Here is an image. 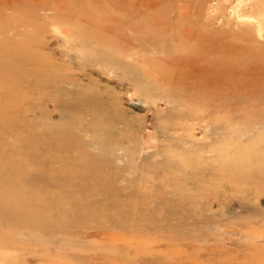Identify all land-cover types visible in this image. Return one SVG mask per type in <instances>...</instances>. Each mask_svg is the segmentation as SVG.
Returning a JSON list of instances; mask_svg holds the SVG:
<instances>
[{"label":"rangeland","instance_id":"rangeland-1","mask_svg":"<svg viewBox=\"0 0 264 264\" xmlns=\"http://www.w3.org/2000/svg\"><path fill=\"white\" fill-rule=\"evenodd\" d=\"M0 198V264H264V0H0Z\"/></svg>","mask_w":264,"mask_h":264},{"label":"bare ground","instance_id":"bare-ground-1","mask_svg":"<svg viewBox=\"0 0 264 264\" xmlns=\"http://www.w3.org/2000/svg\"><path fill=\"white\" fill-rule=\"evenodd\" d=\"M254 17V16H253ZM243 20V19H242ZM246 21H248L247 19H245ZM244 20V21H245ZM261 24L262 23H260V22H257V31H258V33H261V31H262V27H261ZM7 199V198H6ZM4 201L0 198V208H3L2 210H0V214H2L5 210H4V208L6 207L7 208V206L3 203Z\"/></svg>","mask_w":264,"mask_h":264}]
</instances>
